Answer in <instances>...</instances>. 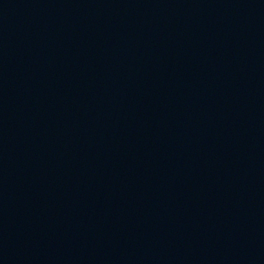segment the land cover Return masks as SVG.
Instances as JSON below:
<instances>
[{
    "label": "water",
    "instance_id": "95a60500",
    "mask_svg": "<svg viewBox=\"0 0 264 264\" xmlns=\"http://www.w3.org/2000/svg\"><path fill=\"white\" fill-rule=\"evenodd\" d=\"M0 264H264V0H0Z\"/></svg>",
    "mask_w": 264,
    "mask_h": 264
}]
</instances>
